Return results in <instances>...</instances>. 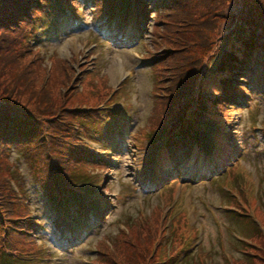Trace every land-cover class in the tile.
<instances>
[{
  "label": "rangeland",
  "instance_id": "obj_1",
  "mask_svg": "<svg viewBox=\"0 0 264 264\" xmlns=\"http://www.w3.org/2000/svg\"><path fill=\"white\" fill-rule=\"evenodd\" d=\"M92 2L72 0L70 9H77V19L59 11L49 18L48 25L43 24L40 33L37 30L22 44L11 46L33 73L29 77L37 91L44 88L66 107L85 111L86 117L80 122L85 127L74 124V128L81 131V142L84 140L86 150L98 162L106 158V152L110 158L105 164L108 171L88 164L69 169L66 161L54 154L56 151L51 153L52 146L44 152L35 143L5 149L0 156V189L10 186L14 194L8 187V191L0 190V198L13 203L17 214L28 209L34 220L42 222L29 236L2 238L0 232V264H264V78H257L261 69L250 78L251 85L240 84L248 98L227 110L209 106L216 80H201L198 104L205 101L204 108L209 109L202 118L193 120L198 131L196 153L210 158L215 150L213 136L233 135L230 148L236 157L222 167V179L208 171L202 175L209 177L197 178V171H215L223 165L208 166L197 160L186 174H176L182 184L179 187L172 184L176 181L172 175L163 174L162 166L158 169L152 161L160 143H156L160 137L153 138L164 130L157 122L165 106L159 88L167 85L165 78L155 74H165L170 59L179 58L176 53L166 54L165 46L175 48L180 40L193 36L190 31L196 27L187 29L188 18L202 21L216 30L217 36L238 22L259 21L264 25V0H199L195 12L185 7L174 15L159 10L160 17L155 15L156 10L154 14L151 9L145 13L138 0H124L131 11L129 23H133L125 31L108 20L109 16L93 14ZM150 6L155 7L154 0ZM140 11L150 21L136 30L143 19ZM221 12L225 20L218 16ZM231 16L240 21L235 22ZM219 23L224 25L220 27ZM110 27L117 32L105 35ZM127 41L133 45L127 46ZM160 55L161 64L148 63L151 69L147 67L146 60ZM2 85H12L10 75L0 74V89ZM18 93H24L23 98L32 95L27 84L20 86ZM34 108L28 106L29 110ZM46 121L56 127L55 122ZM45 133L47 141H57L51 131ZM184 139L191 144L189 136ZM182 148L176 153V166L184 160L188 147ZM49 160L55 166L61 164L67 173L68 190L77 196L83 190L84 199L97 208L101 219L92 217L88 224L77 221L72 217L69 198L59 209L49 202L55 192L47 179L50 175L58 179L59 174L49 168ZM189 162L187 159L183 163L189 167ZM2 220L9 221L5 217ZM57 221L63 236L56 229ZM190 247L192 250L185 253Z\"/></svg>",
  "mask_w": 264,
  "mask_h": 264
},
{
  "label": "trees",
  "instance_id": "obj_2",
  "mask_svg": "<svg viewBox=\"0 0 264 264\" xmlns=\"http://www.w3.org/2000/svg\"><path fill=\"white\" fill-rule=\"evenodd\" d=\"M177 1L156 0L157 8L163 11L162 14L168 11L174 15L182 7L165 5ZM198 1L189 0L190 3L185 8L195 12V5ZM138 3L146 5L147 0H138ZM70 4L71 0H0V74L10 75V83L12 82V85H2V89H0V156L5 149L12 150L15 147L17 149L35 143L37 146L40 145L42 152H44V148L47 150L49 146H52L51 153L56 151L54 154H59L62 159L69 162V164L65 162L69 169L88 163L104 168L105 164L101 161L98 162L97 158L84 150H80L81 147L84 149L85 146L79 141V136H82V133L74 128V124L85 127L80 123L86 117L83 115L85 111L79 107H66L64 102L58 101V98L49 96V92L45 91L44 88L37 91L34 80L29 77L33 73L21 60V56L18 53L17 55L14 54L11 46V44H22L25 38L41 29L45 21H49V18L54 17L62 9L68 8ZM93 4L98 12L109 9V14L112 13V10L120 16L128 13L127 7L123 8L122 6L124 0H93ZM180 14L183 13L180 12ZM218 16L223 20L227 18L224 12L219 13ZM236 18L231 16V19ZM193 19L188 18L185 22L188 25L187 29L196 27L194 31H190L193 36L189 37L188 40H180L175 48L174 45L170 47L168 44L164 48L166 54L176 53L179 58L170 59L171 62L166 67L167 72L162 77L167 80V85L159 88L163 91L162 100L165 101V106L162 110L160 108L161 112L158 113L157 122L163 125L162 136L166 130L167 132L174 131L170 138L177 147L186 144L182 141V136L194 134L191 131L192 123L189 122V117L201 118L208 112L209 108H204L205 101L198 104V100L202 98L200 83L204 77L207 79L213 77L216 80V83H212L214 93L211 95L212 99L209 100V106L214 108H225L240 102L236 94L241 91H239L237 81L233 78L235 74H240L246 68L245 60L248 59L254 66L262 68L261 77L264 78L263 24L259 21L238 22L230 29L222 31V35L217 36L216 30H210V27L204 26L202 21L197 22ZM236 21L240 20L236 19ZM221 24L217 25L222 27L224 24L222 26ZM220 27L218 28L220 29ZM214 35L216 38H213ZM154 55L158 54L155 53ZM153 59L157 60L156 66L163 61V57L160 55L157 58L151 57L147 62L151 64ZM206 73L208 74L206 75ZM244 74L251 75L248 71ZM23 84H27L31 89L32 95L29 98H23L24 93H18V88ZM198 96L199 99H197ZM30 105L35 108L29 110L28 106ZM195 108L196 111H193ZM46 120L55 122L56 127L52 128ZM44 129L51 131L57 141L52 143L47 141ZM172 135L180 136V139L179 137L176 139ZM174 145L169 143L167 146L172 147ZM57 157L59 158V156ZM49 163V168L59 173L58 179L54 175H50L47 179L53 185L52 193L55 192L51 199L49 198V202H53L59 209L65 205L66 199L69 198L75 206V214L87 221V215L91 212L96 213V211L82 199L79 193L77 196L68 190L66 187L69 184L66 179L67 173L61 164L55 166L50 160ZM2 177L5 176L2 175ZM1 180L6 182L5 178ZM62 184L65 185L64 188L61 187ZM8 187L11 194H14L13 189ZM8 187H2L0 190L8 191ZM27 210L24 209L23 213L17 214L13 208V203L0 198V232H2V238L13 234L29 236L36 232L35 220L30 213H27ZM2 217L9 221L5 223ZM253 229L255 231V228ZM236 240L240 239L236 238ZM2 243L7 245L5 241Z\"/></svg>",
  "mask_w": 264,
  "mask_h": 264
},
{
  "label": "bare ground",
  "instance_id": "obj_3",
  "mask_svg": "<svg viewBox=\"0 0 264 264\" xmlns=\"http://www.w3.org/2000/svg\"><path fill=\"white\" fill-rule=\"evenodd\" d=\"M190 2H189V0L187 1V0H178L177 2H175V3H170V4H166L165 6H171V7H185V6H187L188 4H189ZM151 64L153 65V66H155L156 64H157V60L156 59H153L152 61H151ZM163 75H164V73H162V74H158V73H156L155 74V77H163ZM16 149V147L15 148H12V150H15Z\"/></svg>",
  "mask_w": 264,
  "mask_h": 264
}]
</instances>
